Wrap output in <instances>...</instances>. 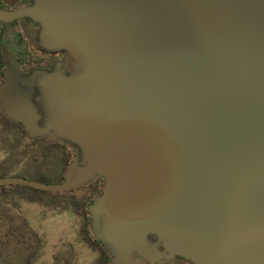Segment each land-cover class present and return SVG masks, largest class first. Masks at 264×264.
Wrapping results in <instances>:
<instances>
[{"label":"water","instance_id":"water-1","mask_svg":"<svg viewBox=\"0 0 264 264\" xmlns=\"http://www.w3.org/2000/svg\"><path fill=\"white\" fill-rule=\"evenodd\" d=\"M27 1L62 58L7 68L1 110L75 157L61 184H0L102 178L110 264H264V0Z\"/></svg>","mask_w":264,"mask_h":264},{"label":"flooded vegetation","instance_id":"flooded-vegetation-1","mask_svg":"<svg viewBox=\"0 0 264 264\" xmlns=\"http://www.w3.org/2000/svg\"><path fill=\"white\" fill-rule=\"evenodd\" d=\"M29 7L27 0H0V88L7 68L26 73L47 69L62 58L34 48L32 34L41 26L14 15ZM74 157L66 144L30 139L23 125L0 106V181L61 184ZM103 186L102 178L62 192L0 184V264H110L109 252L91 230L90 207Z\"/></svg>","mask_w":264,"mask_h":264}]
</instances>
